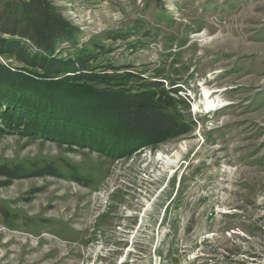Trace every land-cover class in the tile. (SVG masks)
Returning <instances> with one entry per match:
<instances>
[{"label":"rangeland","instance_id":"obj_1","mask_svg":"<svg viewBox=\"0 0 264 264\" xmlns=\"http://www.w3.org/2000/svg\"><path fill=\"white\" fill-rule=\"evenodd\" d=\"M50 1L76 28L58 58L89 55L133 90L177 89L168 112L188 133L144 145L100 117L33 119L38 135L0 122V166L60 171L0 177V264H264V0ZM216 89L225 106L209 113Z\"/></svg>","mask_w":264,"mask_h":264},{"label":"trees","instance_id":"obj_2","mask_svg":"<svg viewBox=\"0 0 264 264\" xmlns=\"http://www.w3.org/2000/svg\"><path fill=\"white\" fill-rule=\"evenodd\" d=\"M75 32L50 0H0V55L14 57L24 65L13 68L0 63V106L9 107L7 111L0 109V122L6 129L19 131L20 126L23 133L38 135L41 129L32 126L33 119H45L52 127L77 124L82 128L100 117L112 135L144 145H157L188 133L187 127L168 112L173 102L170 96L177 94V89L160 94L133 90L119 74L93 67L89 55L58 58L57 45L73 41ZM16 39L27 40L39 53L29 54ZM30 95L37 101L30 103ZM4 100L15 104L22 101L34 110L18 107L11 111L10 103ZM11 112L13 115L8 116ZM15 119L21 125L15 124ZM59 175L52 163L32 170L0 166L3 187L27 177Z\"/></svg>","mask_w":264,"mask_h":264},{"label":"bare ground","instance_id":"obj_3","mask_svg":"<svg viewBox=\"0 0 264 264\" xmlns=\"http://www.w3.org/2000/svg\"><path fill=\"white\" fill-rule=\"evenodd\" d=\"M222 91L223 90H221V89L213 90L212 93H210L209 91H205V94L202 96L203 98H205L204 99L205 100L204 105L207 107V111H209V113H211L213 111H217V110H219L225 106L224 105L225 102L221 98H218V97L214 98L213 97V94L220 93Z\"/></svg>","mask_w":264,"mask_h":264}]
</instances>
